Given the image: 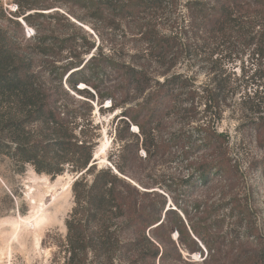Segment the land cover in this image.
I'll use <instances>...</instances> for the list:
<instances>
[{"label": "trees", "instance_id": "1", "mask_svg": "<svg viewBox=\"0 0 264 264\" xmlns=\"http://www.w3.org/2000/svg\"><path fill=\"white\" fill-rule=\"evenodd\" d=\"M12 1L14 12L0 0V158L52 179L81 174L52 264H264L251 190L230 136L218 129L231 97L228 75L212 72L197 85L175 71L202 40L249 38L264 60V1L256 9L250 0ZM73 19L98 32L125 25L145 47L121 61L84 45ZM112 72L115 83L107 85L103 77ZM108 99L124 109L121 120L137 140L132 150L122 146L115 169L94 160L95 111ZM257 120L256 127L264 118ZM174 158L189 170L184 185L207 195L190 201L182 193L167 209L166 197L138 175L143 164ZM236 178L243 187L233 185Z\"/></svg>", "mask_w": 264, "mask_h": 264}, {"label": "rangeland", "instance_id": "2", "mask_svg": "<svg viewBox=\"0 0 264 264\" xmlns=\"http://www.w3.org/2000/svg\"><path fill=\"white\" fill-rule=\"evenodd\" d=\"M2 1L9 11L16 10L12 0ZM184 1L180 0V4L184 5ZM261 1L264 0H250L252 8L256 9ZM181 11L184 12L182 7ZM73 21L81 29L76 32L80 38H84V45L86 42L95 43L96 47L100 45V48L111 52L121 61H130L129 56L135 50L145 47L139 41L140 37L130 33L125 25L117 29L99 28L98 32L91 23ZM26 33L32 34L28 26ZM255 50L253 40L249 38L215 45L212 41L207 43L202 40L182 55L175 71L194 78L197 85L206 84L215 73L226 71L231 82V97L218 129L231 138L232 156L241 163L247 188L251 190L250 198L258 217L259 229L264 236V120L256 127L258 117L264 118V60L258 58ZM94 51L85 58L91 57ZM145 62L143 60L142 64ZM151 65L153 72L155 65ZM116 77L112 72L103 79L107 85H111ZM84 87L92 91L81 84V88ZM248 97L254 104L247 102L242 105L244 98ZM103 109V112H99L96 107L94 116L101 128L94 160L99 167L115 169V164L121 162L118 156L122 146H129L132 150L137 140L121 120L125 119L122 116L123 108H111L108 99ZM130 132L137 133V127L131 125ZM139 156L145 159L143 148ZM180 161L179 158L167 162L152 160L150 164L142 165V172L138 175L142 182L151 186L148 191H158L166 197L167 209H175L172 199L183 200L182 193L189 195L190 201L205 194V190L188 189L184 185L183 180L187 178L189 170ZM76 177L77 174L66 172L52 179L37 174L31 166L17 167L10 160L0 158V264H52L56 246L66 236V219L74 206L71 186ZM237 179L232 183L234 186L240 183V187L243 179ZM247 192L242 189L241 196L244 197ZM194 259L200 260L199 255H195Z\"/></svg>", "mask_w": 264, "mask_h": 264}, {"label": "water", "instance_id": "3", "mask_svg": "<svg viewBox=\"0 0 264 264\" xmlns=\"http://www.w3.org/2000/svg\"><path fill=\"white\" fill-rule=\"evenodd\" d=\"M80 175H81V174H78L77 177H76V179H77L78 177H80ZM76 179H75V180H76ZM75 180H74V181H75ZM74 181H73V182H74ZM73 182H72V183H73Z\"/></svg>", "mask_w": 264, "mask_h": 264}, {"label": "bare ground", "instance_id": "4", "mask_svg": "<svg viewBox=\"0 0 264 264\" xmlns=\"http://www.w3.org/2000/svg\"><path fill=\"white\" fill-rule=\"evenodd\" d=\"M54 198H55V197H54ZM54 198H53V199H54Z\"/></svg>", "mask_w": 264, "mask_h": 264}]
</instances>
